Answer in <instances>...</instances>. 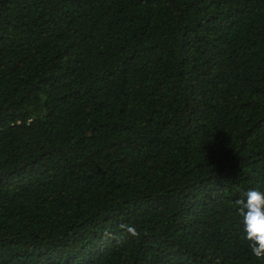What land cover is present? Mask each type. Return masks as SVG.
Here are the masks:
<instances>
[{
  "label": "trees",
  "instance_id": "obj_1",
  "mask_svg": "<svg viewBox=\"0 0 264 264\" xmlns=\"http://www.w3.org/2000/svg\"><path fill=\"white\" fill-rule=\"evenodd\" d=\"M250 189L264 0H0V264H264Z\"/></svg>",
  "mask_w": 264,
  "mask_h": 264
},
{
  "label": "clouds",
  "instance_id": "obj_2",
  "mask_svg": "<svg viewBox=\"0 0 264 264\" xmlns=\"http://www.w3.org/2000/svg\"><path fill=\"white\" fill-rule=\"evenodd\" d=\"M235 204L242 217L244 239L252 256L264 259V190L250 189ZM127 232L137 235L134 227H128Z\"/></svg>",
  "mask_w": 264,
  "mask_h": 264
}]
</instances>
